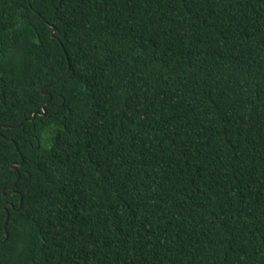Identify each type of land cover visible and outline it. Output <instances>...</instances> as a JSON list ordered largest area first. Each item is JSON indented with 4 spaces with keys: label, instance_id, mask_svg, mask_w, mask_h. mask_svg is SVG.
I'll return each mask as SVG.
<instances>
[{
    "label": "trees",
    "instance_id": "obj_1",
    "mask_svg": "<svg viewBox=\"0 0 264 264\" xmlns=\"http://www.w3.org/2000/svg\"><path fill=\"white\" fill-rule=\"evenodd\" d=\"M0 264H264V0H0Z\"/></svg>",
    "mask_w": 264,
    "mask_h": 264
},
{
    "label": "water",
    "instance_id": "obj_2",
    "mask_svg": "<svg viewBox=\"0 0 264 264\" xmlns=\"http://www.w3.org/2000/svg\"><path fill=\"white\" fill-rule=\"evenodd\" d=\"M50 26L52 27V35H54V33L56 32V28H55L53 25H50ZM45 112H46V110H45V108H43V111H42L41 113H38V114L43 115V114H45ZM35 115H36V114H33V115H32V118H34ZM32 118H31V119H32ZM31 119H30V120H31ZM21 164H22V163H14V164H12L11 167L14 168V166H19V165H21Z\"/></svg>",
    "mask_w": 264,
    "mask_h": 264
}]
</instances>
